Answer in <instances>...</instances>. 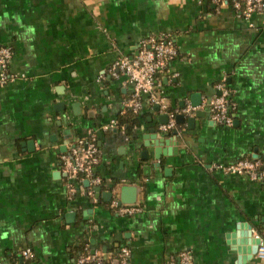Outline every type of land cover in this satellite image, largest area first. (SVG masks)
Here are the masks:
<instances>
[{
  "label": "crops",
  "instance_id": "crops-1",
  "mask_svg": "<svg viewBox=\"0 0 264 264\" xmlns=\"http://www.w3.org/2000/svg\"><path fill=\"white\" fill-rule=\"evenodd\" d=\"M159 34L177 50L155 75L166 111L210 99L224 78L231 125L204 107L161 130L167 113L143 96L130 130L104 128L132 92L109 65ZM0 46L12 53L0 85V264H83V251L119 264L123 246L126 264L182 250L191 264H264L250 233L264 238V183L210 166L264 160V12L246 20L209 0H0ZM78 138L99 151L92 197L60 168ZM123 183L137 185L133 215L109 206Z\"/></svg>",
  "mask_w": 264,
  "mask_h": 264
},
{
  "label": "built area",
  "instance_id": "built-area-1",
  "mask_svg": "<svg viewBox=\"0 0 264 264\" xmlns=\"http://www.w3.org/2000/svg\"><path fill=\"white\" fill-rule=\"evenodd\" d=\"M217 6H230L235 14L243 19H250L252 15L264 12V0H209ZM177 50L173 40L166 34L150 35L140 40L135 53L131 56L117 57L108 67L109 77L116 78L123 75L131 84L132 92L123 101V112L128 110L133 114L138 113L142 107V97L146 96L149 103H158L168 115V121L160 125L161 130H168L175 126L174 118L177 114L193 115L196 110L207 109L209 119L222 125L233 123L232 103L230 101V89L225 79L222 78L215 84L217 93L208 100L201 101L198 105L186 103L182 107L172 111H166L163 96L155 89V75L167 70L170 61L176 56ZM11 49L8 46H0V85L9 81L12 77L8 74V63L11 58ZM103 78V75H100ZM104 128L119 129L125 132L123 124L112 120ZM60 168L69 177L86 182V193L93 196L94 187L101 185L102 179L94 173V168L99 161V151L92 138H78L59 156ZM211 168H219L224 173L245 174L250 180L264 183V160L253 157H239L231 163L222 165L213 163ZM69 191L72 187L68 186ZM109 206L121 215H133L139 211L137 206L119 204L113 198ZM253 238L259 240L256 256L264 258V238L251 228ZM26 258L31 257L32 251L24 248L21 251ZM129 249L126 246L120 248L117 253L119 264L128 261ZM83 264L95 262L101 264L100 258L83 251L78 257ZM161 264H191V256L188 250L179 251L176 256L169 258Z\"/></svg>",
  "mask_w": 264,
  "mask_h": 264
},
{
  "label": "water",
  "instance_id": "water-1",
  "mask_svg": "<svg viewBox=\"0 0 264 264\" xmlns=\"http://www.w3.org/2000/svg\"><path fill=\"white\" fill-rule=\"evenodd\" d=\"M155 106L158 108L160 107V105L158 103H155ZM195 115L199 114V111H195L194 112ZM167 115V114H165ZM164 115V116H165ZM164 118V117H163ZM175 119L177 121H181L183 119V114H177L175 116ZM192 118H188V121H191ZM164 121H162L161 123H164ZM176 130L173 129V133H175ZM86 184V182H84ZM100 187L99 186H95L94 187V191H95V195L99 192ZM108 196H111V193L108 192ZM115 197L118 200L119 204L122 205H126V206H136L138 204L139 201V197H138V189H137V185H127V184H119L116 190V194ZM253 242H254V249L256 251L257 246H258V242L259 240L256 238H253Z\"/></svg>",
  "mask_w": 264,
  "mask_h": 264
},
{
  "label": "trees",
  "instance_id": "trees-1",
  "mask_svg": "<svg viewBox=\"0 0 264 264\" xmlns=\"http://www.w3.org/2000/svg\"><path fill=\"white\" fill-rule=\"evenodd\" d=\"M118 123L123 124L125 127V131L131 129V127L136 124V117L133 113L126 110L123 114H121L118 118ZM106 263V259L103 260Z\"/></svg>",
  "mask_w": 264,
  "mask_h": 264
}]
</instances>
